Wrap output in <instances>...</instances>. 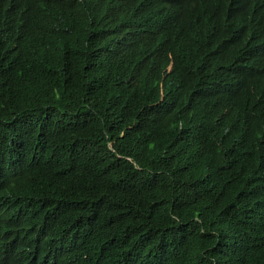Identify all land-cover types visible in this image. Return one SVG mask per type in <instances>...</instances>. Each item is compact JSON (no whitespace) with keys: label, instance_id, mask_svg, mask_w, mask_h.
I'll return each mask as SVG.
<instances>
[{"label":"trees","instance_id":"obj_1","mask_svg":"<svg viewBox=\"0 0 264 264\" xmlns=\"http://www.w3.org/2000/svg\"><path fill=\"white\" fill-rule=\"evenodd\" d=\"M264 0H0V264H264Z\"/></svg>","mask_w":264,"mask_h":264},{"label":"clouds","instance_id":"obj_2","mask_svg":"<svg viewBox=\"0 0 264 264\" xmlns=\"http://www.w3.org/2000/svg\"><path fill=\"white\" fill-rule=\"evenodd\" d=\"M262 208H264V207H262Z\"/></svg>","mask_w":264,"mask_h":264}]
</instances>
